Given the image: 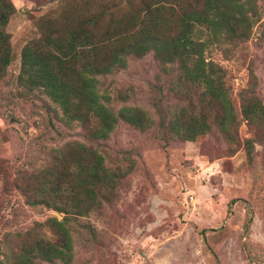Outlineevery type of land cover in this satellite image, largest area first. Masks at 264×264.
Listing matches in <instances>:
<instances>
[{
	"label": "rangeland",
	"instance_id": "rangeland-1",
	"mask_svg": "<svg viewBox=\"0 0 264 264\" xmlns=\"http://www.w3.org/2000/svg\"><path fill=\"white\" fill-rule=\"evenodd\" d=\"M11 1L16 11L5 30L12 58L0 81V264H6L8 233L59 213L26 203L19 172L43 166L52 150L74 141L99 150L108 166L133 168L112 202L69 219L72 260L38 264H264V142L257 127L240 120L230 140L213 127L193 140L162 141L157 105L179 100L166 90L176 72L169 64L164 71L149 52L128 57L125 67L99 77L97 85L115 111L142 108L153 126L140 130L119 121L106 141L87 139L42 90L17 82L21 50L39 35L37 19L57 11L61 0ZM256 9L258 20L245 41L211 42L203 51L206 61L224 68L237 111L244 89L264 103V0H256ZM199 91L190 87L192 107L181 123L190 110H201H193ZM179 111L167 113L174 118Z\"/></svg>",
	"mask_w": 264,
	"mask_h": 264
},
{
	"label": "trees",
	"instance_id": "trees-1",
	"mask_svg": "<svg viewBox=\"0 0 264 264\" xmlns=\"http://www.w3.org/2000/svg\"><path fill=\"white\" fill-rule=\"evenodd\" d=\"M15 11L11 0H0V81L12 58L5 28ZM257 20L256 0H61L57 11L37 19L39 35L21 50L17 82L27 90H42L67 121L81 125L87 139L106 141L119 121L140 130L150 129L154 121L142 108L115 111L102 101L99 77L125 67L130 56L152 52L164 71L175 67L176 77L166 90L180 102L157 105L162 141L193 140L213 127L230 140L232 127L245 120L257 127L264 142V103L253 89H244L237 111L224 68L203 56L208 43L245 41ZM190 87L200 88L193 110H201H190L181 123L192 107ZM172 106L180 109L174 118L167 113L174 111ZM122 167L108 166L99 150L74 141L52 150L43 166L21 170L17 187L26 203L64 215L8 233L4 262L69 263V219L112 202L133 168Z\"/></svg>",
	"mask_w": 264,
	"mask_h": 264
},
{
	"label": "water",
	"instance_id": "water-1",
	"mask_svg": "<svg viewBox=\"0 0 264 264\" xmlns=\"http://www.w3.org/2000/svg\"><path fill=\"white\" fill-rule=\"evenodd\" d=\"M56 216H57L58 219L62 218L61 214H59V213H56Z\"/></svg>",
	"mask_w": 264,
	"mask_h": 264
}]
</instances>
